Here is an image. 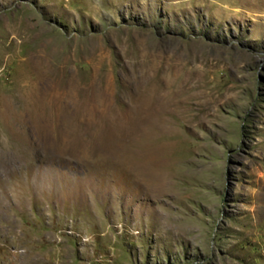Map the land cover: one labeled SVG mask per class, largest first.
Returning a JSON list of instances; mask_svg holds the SVG:
<instances>
[{
    "label": "rangeland",
    "instance_id": "rangeland-1",
    "mask_svg": "<svg viewBox=\"0 0 264 264\" xmlns=\"http://www.w3.org/2000/svg\"><path fill=\"white\" fill-rule=\"evenodd\" d=\"M0 264H264V0H0Z\"/></svg>",
    "mask_w": 264,
    "mask_h": 264
}]
</instances>
